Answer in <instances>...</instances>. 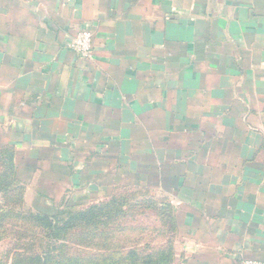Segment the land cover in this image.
Returning <instances> with one entry per match:
<instances>
[{"label": "crops", "instance_id": "obj_1", "mask_svg": "<svg viewBox=\"0 0 264 264\" xmlns=\"http://www.w3.org/2000/svg\"><path fill=\"white\" fill-rule=\"evenodd\" d=\"M2 149L36 210L139 188L183 264L264 262V0H0Z\"/></svg>", "mask_w": 264, "mask_h": 264}, {"label": "trees", "instance_id": "obj_2", "mask_svg": "<svg viewBox=\"0 0 264 264\" xmlns=\"http://www.w3.org/2000/svg\"><path fill=\"white\" fill-rule=\"evenodd\" d=\"M21 183L17 177L13 151L0 150V194L12 196V200H15L13 204L20 207L24 206L25 193V187ZM115 195L104 203L87 207L62 203L53 205L50 210H41L40 213H26L23 210V214L36 225V232L30 236L35 241H45L46 248L39 252L38 250L18 252L9 264H171V246H168L166 250L142 254L137 246H124L126 243L118 240L120 237L118 233L103 232L105 229L103 220L110 219L111 211H119V213L114 212L119 216L124 214L129 207L127 199ZM12 200L8 201L9 204L13 202ZM116 205L122 208L116 209ZM170 212L172 214L171 229L176 230V221L170 206H168V213ZM3 217H5V213L1 212L0 223L3 221ZM77 227L81 228V231L75 242L79 245L95 247L96 251L93 255L71 256L62 245L65 238L69 236V232L76 230ZM65 252H67V256L63 255Z\"/></svg>", "mask_w": 264, "mask_h": 264}, {"label": "rangeland", "instance_id": "obj_3", "mask_svg": "<svg viewBox=\"0 0 264 264\" xmlns=\"http://www.w3.org/2000/svg\"><path fill=\"white\" fill-rule=\"evenodd\" d=\"M21 184L26 188L25 183ZM115 192L116 197L122 196L127 199L129 207H127L124 214L119 216L114 213H119V211L115 209V211H111L109 214L110 219L103 220V226L105 227L103 232L107 234L108 232L118 233L120 236L118 240L126 243L124 246H137L142 254L166 250L168 246H171V264H183L184 258L174 248L180 237L177 229H171L172 214L171 212L168 213V199L161 196L149 197V192L139 188H122ZM108 199L105 201H108ZM10 200H12V196H2L0 194V210H3L0 211V214L1 212L5 213V217L2 218L3 221L0 223V264H9L18 252L34 250L39 252L46 248L45 241L40 242L32 239L33 237L30 235L36 232V225L22 212L25 210L26 213H40L41 210H36L35 207L37 206L26 203L21 207L14 205L15 200H12L13 202L9 204L8 201ZM115 208L122 207L116 205ZM100 228L99 232L101 231ZM122 229H125L124 232ZM80 231L81 228L79 227L70 231L69 236L65 238L62 245L69 251L68 253L71 256L85 257L93 255L96 251L95 247H87L75 242ZM63 255L67 256V252Z\"/></svg>", "mask_w": 264, "mask_h": 264}, {"label": "built area", "instance_id": "obj_4", "mask_svg": "<svg viewBox=\"0 0 264 264\" xmlns=\"http://www.w3.org/2000/svg\"><path fill=\"white\" fill-rule=\"evenodd\" d=\"M91 41V33L87 29H82L70 42L69 47L80 59H87L92 52ZM242 264H264V262L245 260Z\"/></svg>", "mask_w": 264, "mask_h": 264}]
</instances>
